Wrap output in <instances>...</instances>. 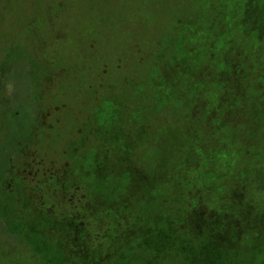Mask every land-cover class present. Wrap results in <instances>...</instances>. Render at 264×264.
<instances>
[{"label":"trees","instance_id":"trees-1","mask_svg":"<svg viewBox=\"0 0 264 264\" xmlns=\"http://www.w3.org/2000/svg\"><path fill=\"white\" fill-rule=\"evenodd\" d=\"M199 7L196 23L185 10L184 19L179 20L181 32L173 38L177 43L163 44L161 49L150 45L149 60L134 48L140 59L138 69L145 66L147 76L141 83L131 82L135 103L128 105L139 108L132 117L145 116L137 123L141 134L146 120L151 126L159 120L166 124L159 135L153 127L149 129L148 137L141 138L145 140L141 147L165 144L160 153L173 155L175 161L164 185L180 199L170 204L165 225L158 223L162 216L156 205L148 213L155 224L145 225L138 216L139 207H152L150 195L134 197L129 205L128 189L142 184L148 187V179L136 165L127 163L124 149L118 147L120 140L125 144L126 136L112 139L106 120L100 135V152L105 155L100 158V187L107 193H101L97 200L89 189L82 207H71L65 200L66 180L61 178L44 187L50 188V196L44 194L43 202L30 191L18 193L16 203L7 199L8 212L15 211L7 216L9 229L25 250L8 253L0 246V264H170L182 252L189 253L192 260L200 259L201 264H256L257 256L238 258V244L249 237L253 218L264 229V129L252 128L264 123V82L258 80L262 74L257 66L264 58L259 52L264 46V0H209L199 2ZM209 11L211 21L203 24ZM44 21L54 24L51 18ZM175 44L180 46L178 56L172 48ZM241 63L246 64V73ZM111 101L121 120L116 122L122 123L126 101ZM111 113L105 110L110 123L116 119L108 117ZM172 117L176 121L170 123ZM258 132L259 142L253 143ZM111 152L123 155L118 156L117 172L102 175L108 163L106 155ZM183 152L185 159L177 162ZM85 176L92 189V174L86 171ZM207 176L212 192L203 198L197 188ZM205 219H210L208 235L213 241L196 244L195 239L205 235ZM224 231L225 235H236L235 240L225 241ZM259 264H264L263 256Z\"/></svg>","mask_w":264,"mask_h":264},{"label":"rangeland","instance_id":"rangeland-1","mask_svg":"<svg viewBox=\"0 0 264 264\" xmlns=\"http://www.w3.org/2000/svg\"><path fill=\"white\" fill-rule=\"evenodd\" d=\"M208 1L0 0V164L4 171L9 168V159L12 160L11 164L20 167L21 154L25 149L33 148L34 151L26 160L28 163L24 164V168L31 172L41 169L42 176L47 177L51 172H58L63 167L61 163L56 164L55 160L68 161L71 165V173L75 174V183L85 193L89 189L93 190L98 200L101 193H107L105 188L100 187V158L105 157L100 152V135L104 132L102 127L106 126L104 123L107 120L106 124L110 125L108 127L111 129L112 139L123 134L126 136L125 144H122L121 140L118 143V147L124 149V156L120 154L126 156L127 163L136 165L140 173L148 179V187L142 184L140 188L128 189L129 205L134 203V197L150 195L152 207L148 208L147 205L139 207L137 214L143 218L145 225H150L156 220H153L148 213L156 205L157 213L161 212L162 216V220L160 219L158 223L165 225L170 204L177 203L180 199L174 190L164 185L168 169L175 161L173 155L167 157L160 153L165 144L163 146L144 144V148L141 147L140 142L145 141L141 138L148 137L149 129L153 127L159 135L166 124L159 120L151 126L146 120V123L144 122L146 125L142 128L143 135L137 123L144 121L145 116L144 119L143 114L137 118L132 117L134 110L139 108L128 105L135 103L131 82L136 80L141 83L147 76L145 66L140 68L141 70L138 69L140 59L134 48L138 47L144 59L149 60L150 57L147 56L150 45L161 49L163 44L177 43V39L173 38L174 36L177 38V33L181 32L179 20L184 19L185 10H188L187 14L191 15L196 23L198 20L196 17L200 15L201 10L199 2ZM208 14L209 16L201 21L203 24L211 21V11ZM46 18L54 20L53 26L47 25L44 21ZM91 47L93 48L90 49ZM172 48L176 49L175 55L178 56L180 46L175 44ZM247 50L243 49V52ZM95 51L96 58L92 61V54ZM259 52H262L260 57L264 56V46ZM171 59L169 57V61ZM257 64L258 73L262 74L258 80L264 82V58L261 57ZM241 67L246 73V64L241 63ZM136 70L139 74L137 72L135 75ZM123 91L128 92L127 96ZM111 98L119 103L126 101L127 107L126 112L122 113V123L116 122L120 119L116 114L117 107ZM261 102L264 105V101ZM139 103L136 100V104ZM57 106L61 109L57 110ZM74 109L76 120L68 115ZM105 110L112 112L108 115L109 118L116 116L112 123L106 118ZM48 112L50 113L48 121L50 124H56L57 127L54 126V131L50 130L48 140L40 133L35 137L37 134H34V127L37 128V132L40 130L31 118L38 119ZM59 118L61 124L65 125L64 130L58 129ZM169 119L170 123L176 121L174 117ZM175 125L182 126L181 123ZM73 126L81 128L82 133L75 140L70 141L69 135L73 132ZM252 128L264 129V123L253 125ZM258 134L259 132L252 138L253 143L259 142ZM120 154L111 152L106 155L108 163L102 175H113L117 172L116 166ZM178 159L177 162L184 160L185 153L180 154ZM86 171H90L94 179L92 189L89 188ZM16 172H20V169L10 167L5 174L13 176ZM22 172L21 174L24 175ZM24 176L30 180L33 175L29 172ZM6 181L13 184L11 179L3 178L2 182L0 180V208L3 210L0 211V246L8 253L23 252L24 245L9 229L7 216L15 214V211L9 213L5 204L9 200L16 203L18 197L16 194L5 196L11 188L7 186L6 190L2 189L7 184ZM201 184L197 188V193L204 196L203 198H208L212 192L208 176ZM28 187L31 195L39 196L35 198L38 201L43 202L44 194L50 196L49 188L47 190L39 186V189L35 190L31 185ZM114 188L115 186H111V189ZM52 194L54 195L55 192ZM49 199L50 197H47V200ZM68 199L69 195L65 197L69 203ZM76 204L78 199L74 205ZM17 214L21 215L19 210ZM195 223L198 224L193 221V224ZM202 223L205 235L195 239V242L211 244L210 241L212 242L213 239L208 235L212 230L210 219H205ZM252 223L254 225L246 242L238 244V258L246 260L254 255L257 256L256 264H259L260 258L264 257V229L260 228L254 218ZM243 226L247 227V222L243 223ZM234 237L236 235L230 233L225 235V231L223 233L225 241L233 242ZM68 243L70 246V241ZM1 253L0 249L2 260ZM192 258L194 257H190L189 253L182 252L170 264H201L200 259L197 260L195 257L196 259L192 260ZM11 263L19 264L18 261ZM224 264L239 263L224 262Z\"/></svg>","mask_w":264,"mask_h":264},{"label":"flooded vegetation","instance_id":"flooded-vegetation-1","mask_svg":"<svg viewBox=\"0 0 264 264\" xmlns=\"http://www.w3.org/2000/svg\"><path fill=\"white\" fill-rule=\"evenodd\" d=\"M57 110H60L61 107L60 106H57L56 107ZM49 112L48 113H45V115H41L38 119L36 117L34 118H31L32 119V122L39 128L40 131L37 132V128L34 127V130H35V137H38V134L40 133L41 136L45 139H49L50 138V130L51 131H54V126L57 127L56 124H50V122L48 121V116H49ZM70 116L71 119H74L76 120L77 119V115H76V111L75 109L68 114ZM48 121V122H47ZM58 122V125H59V122H60V127L58 128L59 130H64L65 128V125L63 126L61 124V120L59 118V120L57 121ZM48 123H49V129H47V126H48ZM44 124H46L47 126L45 127ZM46 128V129H45ZM82 133V130L81 128L79 127H76V126H73V132L69 135L70 138V141L71 140H75L77 137L80 136V134ZM32 135V129H31V133ZM33 148H27L25 149V151L21 154V157H20V167L16 166V164H11L12 163V160L9 159V168L10 167H13V168H19L20 169V172H16L13 176H8L5 174L6 171H4V168H2V165L0 164V180L2 182V179H11L13 181V184L12 183H9L6 181V185L3 186L2 189L6 190V187L7 186H11V188L8 190V192H6L5 196H8L9 195H13V194H18V193H22V191H29V187L28 185H31L34 187V189L36 190V186L37 185H40V186H43V187H50L53 185L54 181L56 180H59V179H65L66 180V190L65 193H67V195H69V204L71 205V207H75L74 203L77 201L78 199V206H81L82 207V204L84 202V195H85V191L82 190V188L80 186H78L76 183H75V174L71 173L70 171V162L68 161H58L55 160L57 163L56 164H59L61 163V165L63 164V167L60 168L58 170V172H51L50 175H47L46 176H42L43 175V171L41 169L39 170H35L34 172L32 171H29L27 170L25 167V165L28 163V161H26L28 158L31 157V153H33ZM6 156V155H5ZM4 157V156H3ZM26 161V162H25ZM25 164V165H24ZM23 169V170H22ZM41 170V171H40ZM24 171V172H22ZM24 173H32V178H30V180L28 178H26L24 175L21 174ZM6 177H5V175ZM39 178V179H38ZM37 179V180H36ZM22 181V182H21ZM40 181V183H39ZM48 185V186H47ZM39 189V187H38ZM50 189V188H49Z\"/></svg>","mask_w":264,"mask_h":264}]
</instances>
